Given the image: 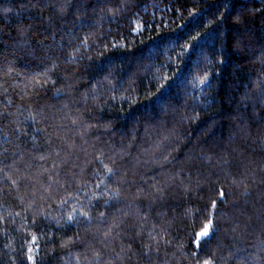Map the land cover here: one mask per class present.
Wrapping results in <instances>:
<instances>
[{
	"label": "trees",
	"instance_id": "16d2710c",
	"mask_svg": "<svg viewBox=\"0 0 264 264\" xmlns=\"http://www.w3.org/2000/svg\"><path fill=\"white\" fill-rule=\"evenodd\" d=\"M205 260L264 264V0H0V264Z\"/></svg>",
	"mask_w": 264,
	"mask_h": 264
},
{
	"label": "snow or ice",
	"instance_id": "6c2138e0",
	"mask_svg": "<svg viewBox=\"0 0 264 264\" xmlns=\"http://www.w3.org/2000/svg\"><path fill=\"white\" fill-rule=\"evenodd\" d=\"M203 82H204V81H203V79H202V80H201V83H203ZM4 135L7 136V133H5ZM40 159H44V157L41 156ZM104 167L107 169V172H108V173H112L113 170H112L111 168H108L107 165H105ZM12 183H16V181L13 180ZM98 187H99V185H98ZM155 191H156L157 193H161V192H162V189H160V188H156ZM93 195H95V193H94ZM112 195H114V196H119V192H113ZM221 195H223V192H222V191H221ZM105 203H107V201H106ZM214 203H215V202H213V204H214ZM76 211H77V209H76V208H73L72 211L69 212V214H68V216H67V220L71 221V220L73 219V213H75ZM79 211H80L85 217H88V215H89L88 212L85 211L83 208H80ZM101 215H103V213H101ZM211 224H212V221L209 220V221H208V224H206L205 227L201 230V232L197 234V240H196V244H197V246H198L199 243H200V238L205 237V236L208 235V233H209L208 225H211ZM152 239L155 240L156 237L154 236ZM157 250H158V249H157ZM28 259L31 260L32 257L29 256ZM33 264H35V262H33ZM204 264H210V262H209L208 260H205V261H204Z\"/></svg>",
	"mask_w": 264,
	"mask_h": 264
},
{
	"label": "rangeland",
	"instance_id": "374dc122",
	"mask_svg": "<svg viewBox=\"0 0 264 264\" xmlns=\"http://www.w3.org/2000/svg\"><path fill=\"white\" fill-rule=\"evenodd\" d=\"M202 238H203V237H202ZM202 238H200V240H201Z\"/></svg>",
	"mask_w": 264,
	"mask_h": 264
}]
</instances>
